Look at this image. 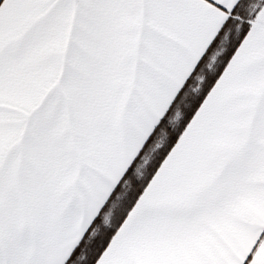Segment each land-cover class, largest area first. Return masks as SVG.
I'll use <instances>...</instances> for the list:
<instances>
[{
	"label": "snow or ice",
	"instance_id": "obj_1",
	"mask_svg": "<svg viewBox=\"0 0 264 264\" xmlns=\"http://www.w3.org/2000/svg\"><path fill=\"white\" fill-rule=\"evenodd\" d=\"M0 264H264V0H0Z\"/></svg>",
	"mask_w": 264,
	"mask_h": 264
}]
</instances>
